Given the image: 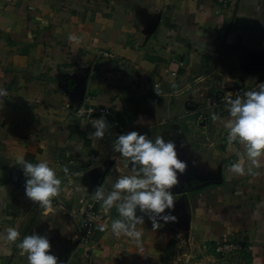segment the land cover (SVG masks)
Returning <instances> with one entry per match:
<instances>
[{"label":"crops","instance_id":"0c3cea01","mask_svg":"<svg viewBox=\"0 0 264 264\" xmlns=\"http://www.w3.org/2000/svg\"><path fill=\"white\" fill-rule=\"evenodd\" d=\"M262 82L264 0H0V264H28L16 245L33 232L60 264H264V168L232 173L243 147L223 127L229 90ZM82 105L107 109L103 139L75 115ZM129 131L175 142L187 163L172 190L177 219L153 228L145 216L137 244L112 234L113 207L79 247L92 193L130 174L113 147ZM21 157L62 180L49 216L9 181ZM10 227L15 243L2 238ZM227 239L254 249L219 259L213 247Z\"/></svg>","mask_w":264,"mask_h":264},{"label":"clouds","instance_id":"9594fccd","mask_svg":"<svg viewBox=\"0 0 264 264\" xmlns=\"http://www.w3.org/2000/svg\"><path fill=\"white\" fill-rule=\"evenodd\" d=\"M4 95L6 92L0 90V97ZM226 109L228 117L223 121L226 139L229 144L235 142L243 147L239 160L231 166V172L243 175L246 170L253 173L254 169L264 168V82L259 83L258 90L246 91L243 97L228 98ZM212 120H217L216 114L212 115ZM138 123L141 126L150 125V121L144 118ZM92 127L94 131L89 136L95 141L104 138L109 123L106 117L101 116L92 122ZM113 147L131 165L130 174L119 177L107 194L98 186L92 195L101 202L105 213L116 207L120 218L112 220V234L117 238L127 237L139 244L142 232L137 226L145 223V216L153 228H158L161 220L165 224L176 221L172 214L175 210L172 190L179 185L187 163L179 158L175 142L161 136H157L153 142L139 131L118 135ZM19 164L25 177L26 199L42 208V215L49 216L55 211L54 198L62 191V180L57 170L46 160L32 163L21 157ZM63 171L67 173L68 169L64 168ZM107 227L103 224L99 226L101 231ZM2 238L15 243L20 233L10 227ZM16 246L27 254L28 264H60L59 257L51 250L47 235L33 232L24 236ZM8 254H11L10 250Z\"/></svg>","mask_w":264,"mask_h":264},{"label":"built area","instance_id":"2783aa9c","mask_svg":"<svg viewBox=\"0 0 264 264\" xmlns=\"http://www.w3.org/2000/svg\"><path fill=\"white\" fill-rule=\"evenodd\" d=\"M226 7L231 0H207ZM97 58L118 60L117 57L106 51L98 53ZM258 90V85L245 87L238 86L233 87L228 92V98L234 99L236 96L243 97L246 91ZM89 99V98H87ZM75 115L79 119H83L87 122H93L96 117L107 116L108 111L102 107H92L88 105H82L77 110ZM9 181L13 185L24 186L25 177L22 170L14 168L9 172ZM107 214L101 209V203L94 198L91 199L84 207L83 212L79 216L78 228L80 231L79 247L88 248L91 243V237L94 232L95 224L102 220ZM254 243L245 240L227 239L216 242L213 247V253L219 259H226L232 256L241 257L243 254L251 253L254 249ZM89 251V250H88Z\"/></svg>","mask_w":264,"mask_h":264}]
</instances>
